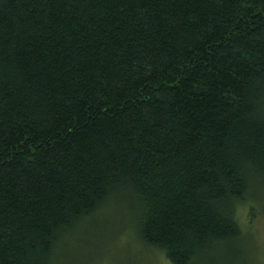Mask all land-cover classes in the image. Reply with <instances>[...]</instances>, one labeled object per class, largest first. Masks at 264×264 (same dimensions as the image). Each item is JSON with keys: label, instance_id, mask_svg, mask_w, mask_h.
I'll return each mask as SVG.
<instances>
[{"label": "trees", "instance_id": "obj_1", "mask_svg": "<svg viewBox=\"0 0 264 264\" xmlns=\"http://www.w3.org/2000/svg\"><path fill=\"white\" fill-rule=\"evenodd\" d=\"M261 188L264 0H0V264L120 193L172 264H246Z\"/></svg>", "mask_w": 264, "mask_h": 264}, {"label": "rangeland", "instance_id": "obj_2", "mask_svg": "<svg viewBox=\"0 0 264 264\" xmlns=\"http://www.w3.org/2000/svg\"><path fill=\"white\" fill-rule=\"evenodd\" d=\"M253 191L235 209L243 230L238 246L246 264H264V188ZM120 195L63 239L58 264H172L140 238L132 202L127 193Z\"/></svg>", "mask_w": 264, "mask_h": 264}]
</instances>
